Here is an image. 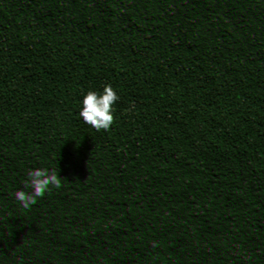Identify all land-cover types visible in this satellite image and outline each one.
Here are the masks:
<instances>
[{
  "label": "trees",
  "instance_id": "1",
  "mask_svg": "<svg viewBox=\"0 0 264 264\" xmlns=\"http://www.w3.org/2000/svg\"><path fill=\"white\" fill-rule=\"evenodd\" d=\"M48 32L73 46L70 80L50 77L37 99L30 82L0 78V264H264V146L232 158L213 127L264 130V71L248 57L264 0H0V72L13 47L45 45L35 37ZM208 52L225 60L233 95L186 90ZM144 73L158 77L147 103L132 92ZM154 128L176 143L170 163L143 141ZM21 142L61 149L46 175L65 194L29 216L6 197ZM153 167L170 192L158 231L98 230L97 187Z\"/></svg>",
  "mask_w": 264,
  "mask_h": 264
},
{
  "label": "clouds",
  "instance_id": "2",
  "mask_svg": "<svg viewBox=\"0 0 264 264\" xmlns=\"http://www.w3.org/2000/svg\"><path fill=\"white\" fill-rule=\"evenodd\" d=\"M35 39H47L48 42L39 47H13L4 60L0 78L13 87L18 86L21 80L30 82L31 93L38 99L50 88V77L57 81L61 78L70 80L76 69V62L70 59L73 46L68 41L56 39L51 32L37 33ZM249 49L250 62L256 69L264 71V33L254 36ZM185 78L186 90L196 96L210 97L217 90L221 96L233 95L234 80L225 67V60L213 52L203 55L185 74ZM157 84L156 74L144 73L133 84L132 92L147 103ZM213 127L217 133L219 150L232 158H247L257 148L264 146L261 124H257L255 128L237 124L232 128L230 136L227 122H217ZM164 136V130L154 128L144 134L143 141L150 145L153 154H158L161 160L170 163L175 155L176 143H165L162 139ZM19 148L26 160L12 167L11 190L6 193V197L17 203L19 212L29 216L35 205L65 194V189L46 175L51 166L60 161L61 149L56 143L33 146L27 142H21ZM191 155V152L185 153L186 158ZM96 192L97 200L91 221L98 230L112 225L117 228L128 227L138 233V238L145 235L149 237L158 231L162 215L160 209L166 202L165 198L170 195L168 181L160 167L146 171H126L114 186L101 184ZM35 227L38 232H43L47 226L37 224Z\"/></svg>",
  "mask_w": 264,
  "mask_h": 264
}]
</instances>
